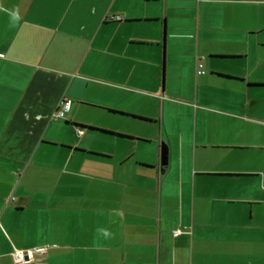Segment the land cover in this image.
Returning <instances> with one entry per match:
<instances>
[{"label": "crops", "instance_id": "obj_1", "mask_svg": "<svg viewBox=\"0 0 264 264\" xmlns=\"http://www.w3.org/2000/svg\"><path fill=\"white\" fill-rule=\"evenodd\" d=\"M46 244L264 264V0H0V264Z\"/></svg>", "mask_w": 264, "mask_h": 264}, {"label": "built area", "instance_id": "obj_2", "mask_svg": "<svg viewBox=\"0 0 264 264\" xmlns=\"http://www.w3.org/2000/svg\"><path fill=\"white\" fill-rule=\"evenodd\" d=\"M112 19L120 20V16H112ZM203 57H199L196 60V74L197 75H203L206 73L204 69V64L202 62ZM70 106V100L66 98H62V100L59 102L56 110L52 114V118L57 120L65 117L66 112L68 111ZM77 133L82 134V129L77 128ZM180 231L176 230L174 233L178 234ZM50 246L48 244L36 246L33 248H27V249H14L12 252V257L15 264H25L32 260L36 254H45Z\"/></svg>", "mask_w": 264, "mask_h": 264}, {"label": "trees", "instance_id": "obj_3", "mask_svg": "<svg viewBox=\"0 0 264 264\" xmlns=\"http://www.w3.org/2000/svg\"><path fill=\"white\" fill-rule=\"evenodd\" d=\"M217 74L220 75V76H223V77H230L229 75L222 74V73H217Z\"/></svg>", "mask_w": 264, "mask_h": 264}, {"label": "water", "instance_id": "obj_4", "mask_svg": "<svg viewBox=\"0 0 264 264\" xmlns=\"http://www.w3.org/2000/svg\"><path fill=\"white\" fill-rule=\"evenodd\" d=\"M165 155H166V151H165V149H163V150H162V156L165 157Z\"/></svg>", "mask_w": 264, "mask_h": 264}]
</instances>
